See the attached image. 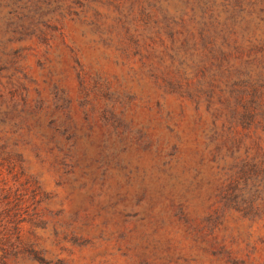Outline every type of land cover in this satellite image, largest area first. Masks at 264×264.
<instances>
[{
	"label": "rangeland",
	"instance_id": "obj_1",
	"mask_svg": "<svg viewBox=\"0 0 264 264\" xmlns=\"http://www.w3.org/2000/svg\"><path fill=\"white\" fill-rule=\"evenodd\" d=\"M141 10L0 0V264H264V99ZM151 50L199 82L183 101Z\"/></svg>",
	"mask_w": 264,
	"mask_h": 264
},
{
	"label": "trees",
	"instance_id": "obj_2",
	"mask_svg": "<svg viewBox=\"0 0 264 264\" xmlns=\"http://www.w3.org/2000/svg\"><path fill=\"white\" fill-rule=\"evenodd\" d=\"M140 1L139 14L145 25L155 28L158 41L163 39L158 33L164 30L171 43L178 42L186 54L198 56L199 69L207 66L222 76L233 75L236 79L231 82V88L239 86L242 91L249 90L241 94L250 95L255 99L253 102L264 99V37L260 34H264V0ZM131 14L128 12L125 21L119 20L123 27L131 25ZM130 30L129 26L125 36H129ZM139 43L145 42L142 39ZM129 45L118 46L124 53L130 49ZM149 53L152 62L145 68L161 98L171 95L183 101L187 93L184 87L199 84L187 81L184 84L187 77H183L180 68L166 64L164 56H158L154 50ZM158 107L162 108L159 102ZM0 178L1 190L6 192L8 181L1 173Z\"/></svg>",
	"mask_w": 264,
	"mask_h": 264
}]
</instances>
